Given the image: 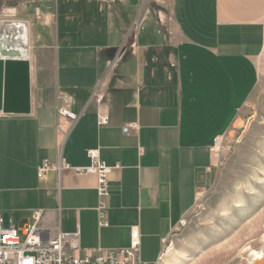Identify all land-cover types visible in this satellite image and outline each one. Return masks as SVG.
I'll use <instances>...</instances> for the list:
<instances>
[{"label": "crops", "instance_id": "1", "mask_svg": "<svg viewBox=\"0 0 264 264\" xmlns=\"http://www.w3.org/2000/svg\"><path fill=\"white\" fill-rule=\"evenodd\" d=\"M16 1L0 32L18 54L8 58L30 62L31 113H0V217L24 229L39 211L46 240L77 232L83 250L129 248L137 230L141 260L155 264L215 182V140L238 130L257 86L264 0ZM90 150L112 168L106 227L97 176L75 171ZM46 161L70 169L40 179Z\"/></svg>", "mask_w": 264, "mask_h": 264}, {"label": "rangeland", "instance_id": "2", "mask_svg": "<svg viewBox=\"0 0 264 264\" xmlns=\"http://www.w3.org/2000/svg\"><path fill=\"white\" fill-rule=\"evenodd\" d=\"M5 2L0 22H5L3 29L7 31L12 20L8 10L17 1ZM1 36L2 32L0 56L7 59L1 50ZM256 64L259 80L238 130L214 146L221 158L215 182L198 197L183 219L184 225L179 224L165 241L162 259L167 255L170 264H264L241 251L247 245L259 251L264 245V48Z\"/></svg>", "mask_w": 264, "mask_h": 264}, {"label": "built area", "instance_id": "3", "mask_svg": "<svg viewBox=\"0 0 264 264\" xmlns=\"http://www.w3.org/2000/svg\"><path fill=\"white\" fill-rule=\"evenodd\" d=\"M93 96L99 106L98 125L107 126L110 117L103 108L104 94L96 89ZM64 103L68 104L70 101L65 99ZM58 114L71 127L78 121V116L66 105L61 106ZM58 129L64 138L68 136L69 130H64L60 123ZM136 129V124H131L123 129V133L129 134ZM220 141V138L215 140L214 146L217 147ZM88 157L91 165L76 168L75 171L79 175L94 174L97 176V192L101 200L99 224L101 227H106L108 222L105 200L110 197L109 175L112 168L101 160L99 150L88 151ZM118 168L119 166L115 169ZM62 169H70V166L65 164L55 166L46 161L39 168L38 177L42 179L48 172H61ZM33 219L35 222L31 226L19 229L11 219L6 221L3 216L0 217V264H148L143 262L139 255L141 242L137 230L132 232L129 248L119 251L83 250L80 246L79 233H59L53 240H46L39 226L41 212H34ZM179 224L183 226V220ZM162 257L163 252L156 264L161 262Z\"/></svg>", "mask_w": 264, "mask_h": 264}, {"label": "water", "instance_id": "4", "mask_svg": "<svg viewBox=\"0 0 264 264\" xmlns=\"http://www.w3.org/2000/svg\"><path fill=\"white\" fill-rule=\"evenodd\" d=\"M30 62L0 59V113H31Z\"/></svg>", "mask_w": 264, "mask_h": 264}, {"label": "bare ground", "instance_id": "5", "mask_svg": "<svg viewBox=\"0 0 264 264\" xmlns=\"http://www.w3.org/2000/svg\"><path fill=\"white\" fill-rule=\"evenodd\" d=\"M8 44H9L8 39H4V45L2 46L1 50L5 54V56L12 57L13 55L16 54V51H12L11 48L8 46ZM17 55H15V56H17ZM262 242L264 243V234L262 236ZM172 250H173V246L169 250V253H168L169 257H171L173 255L171 253ZM241 251H243L242 252L243 254H249V256L252 258V261H254V262H263L264 261V245L259 251L254 250L252 247H250L248 245L245 246ZM166 256L167 255H165V257L163 258L164 260L162 259L163 263H161V264H170L169 258Z\"/></svg>", "mask_w": 264, "mask_h": 264}, {"label": "flooded vegetation", "instance_id": "6", "mask_svg": "<svg viewBox=\"0 0 264 264\" xmlns=\"http://www.w3.org/2000/svg\"><path fill=\"white\" fill-rule=\"evenodd\" d=\"M5 4H6L5 0H0V8H2L3 5H5Z\"/></svg>", "mask_w": 264, "mask_h": 264}]
</instances>
